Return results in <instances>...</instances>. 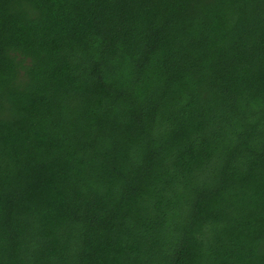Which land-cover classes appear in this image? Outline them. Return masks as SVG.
Here are the masks:
<instances>
[{
  "label": "trees",
  "instance_id": "obj_1",
  "mask_svg": "<svg viewBox=\"0 0 264 264\" xmlns=\"http://www.w3.org/2000/svg\"><path fill=\"white\" fill-rule=\"evenodd\" d=\"M0 264H264V0H0Z\"/></svg>",
  "mask_w": 264,
  "mask_h": 264
}]
</instances>
